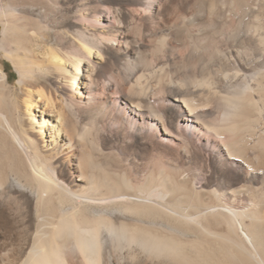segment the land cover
Returning <instances> with one entry per match:
<instances>
[{
    "label": "bare ground",
    "instance_id": "obj_1",
    "mask_svg": "<svg viewBox=\"0 0 264 264\" xmlns=\"http://www.w3.org/2000/svg\"><path fill=\"white\" fill-rule=\"evenodd\" d=\"M53 1L0 0V264H264V0Z\"/></svg>",
    "mask_w": 264,
    "mask_h": 264
},
{
    "label": "rangeland",
    "instance_id": "obj_2",
    "mask_svg": "<svg viewBox=\"0 0 264 264\" xmlns=\"http://www.w3.org/2000/svg\"><path fill=\"white\" fill-rule=\"evenodd\" d=\"M3 2L5 1L7 5L9 6H19L22 4V1L24 0H2ZM27 3L28 1L31 2L32 0H25ZM78 0H54L53 2L55 3V5L60 6V8H62L63 11H68L73 13L75 11V6ZM4 2V3H5ZM17 2V3H16ZM90 6L87 9V14L85 15H81L78 12L74 13V18L77 19H84L87 18L90 21H92V23L94 24H103L105 23V19H103V16L100 17V19L98 17H96L95 15L99 13H103V9L107 7V3L105 2H97L96 0H89ZM84 16V17H83ZM108 14H106V16H104V18H107ZM6 71L9 74V81L11 83L14 82V80L17 78V72L14 69L12 63L9 60L3 59ZM163 144V143H162ZM171 147V148H170ZM157 149L162 153V154H173L174 149L172 145L169 144H159ZM166 152V153H165Z\"/></svg>",
    "mask_w": 264,
    "mask_h": 264
}]
</instances>
